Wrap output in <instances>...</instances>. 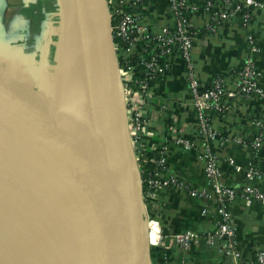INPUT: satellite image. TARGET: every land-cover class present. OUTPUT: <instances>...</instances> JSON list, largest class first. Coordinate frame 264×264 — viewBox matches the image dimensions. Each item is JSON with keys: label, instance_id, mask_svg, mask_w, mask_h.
Returning <instances> with one entry per match:
<instances>
[{"label": "water", "instance_id": "obj_1", "mask_svg": "<svg viewBox=\"0 0 264 264\" xmlns=\"http://www.w3.org/2000/svg\"><path fill=\"white\" fill-rule=\"evenodd\" d=\"M79 1L83 62L77 107L44 95L0 64V200L20 211L5 213L33 222L60 247L52 264H150L107 3ZM60 29L63 65L70 45L63 16ZM46 163L68 176L77 192L58 202Z\"/></svg>", "mask_w": 264, "mask_h": 264}, {"label": "crops", "instance_id": "obj_2", "mask_svg": "<svg viewBox=\"0 0 264 264\" xmlns=\"http://www.w3.org/2000/svg\"><path fill=\"white\" fill-rule=\"evenodd\" d=\"M239 1L245 6L243 0ZM51 2L0 0V64L37 88H41L44 76L53 70L60 58L61 29ZM220 3L221 0H214L212 10L215 11ZM141 12L143 22L156 30L167 21V0H145ZM250 12L247 25H242L241 16L236 15L218 22L215 32L206 28L207 14L189 13L192 61L202 91L211 87L216 78L228 84L234 80L247 57L248 36L260 48L251 56L257 66V79L264 88V6L251 8ZM169 63L166 74L150 84V94L145 100L150 122L144 127V132L132 134L130 145L135 158L140 152L158 153L161 146H166L171 172L197 187L209 188L198 148L184 150L173 142L174 136L183 134L199 144L195 134L194 98L186 77V65L176 54L169 57ZM207 114L219 134L212 148L218 155L224 183L238 192L246 185L257 186L264 192V173L252 179L246 176V168L253 159L250 149L233 140L234 137L251 138L259 131L264 133V127L254 123L257 120L264 122V99L238 96L228 100L223 114L212 110H207ZM131 127L129 122L128 130L131 131ZM263 161L261 152L255 165L262 168ZM161 198L158 220L166 234L192 230L203 236L214 229L217 214L204 199L185 197L177 190L162 192ZM206 205L209 213L201 214ZM230 209L232 222L237 226L236 247L243 260H251L258 251L264 250V205L254 201L246 206L237 195ZM167 264H234V260L225 252L206 248L202 242V247L188 252L171 250Z\"/></svg>", "mask_w": 264, "mask_h": 264}, {"label": "built area", "instance_id": "obj_3", "mask_svg": "<svg viewBox=\"0 0 264 264\" xmlns=\"http://www.w3.org/2000/svg\"><path fill=\"white\" fill-rule=\"evenodd\" d=\"M145 0H106L110 33L113 48L116 52L122 49L120 42L126 47L123 49L124 58L136 56L144 70V77L137 82L136 89L130 86L136 69L128 65L126 69L118 66V75L124 83V92L127 96L129 120L132 123L129 135H139L144 132V127L150 122V117L145 111V100L150 94L148 82L166 74L169 70V57L173 54L179 56L186 65V77L189 81V89L193 95V105L196 111L195 134L199 144L183 134L173 137L174 144L184 150L198 148V157L209 188L197 187L193 183L180 178L169 170L167 159V147L161 146L155 157L154 169L143 180L142 171L138 168L141 184V198L146 218V233L149 249L162 247L170 250L188 252L204 246L219 253L230 255L234 264H264V250H260L251 260H243L236 247L237 226L232 222L231 204L239 195L246 206L254 201L264 205V192L257 186L246 185L238 192L235 188L223 181V173L218 165V155L212 148V143L218 140L219 134L214 128L207 110L224 113L227 102L238 96H255L264 99V88L259 83L257 66L251 54L260 48L255 40L248 36V53L245 60L238 68L234 80L228 84L220 78L213 80L211 87L201 90L192 61L193 37L190 31L189 13L203 12L207 14L209 21L206 28L210 32L217 30V23L226 21L236 15H240L242 25H247L251 18V8L264 6V0H221V5L214 10V0H201L202 5L194 0H167V21L154 30L143 22L141 9ZM116 40V41H115ZM141 44V45H140ZM118 65V64H117ZM119 78V79H120ZM261 128L264 122H254ZM234 141L247 146L252 154V161L246 168V176L252 179L264 173V165L258 168L255 161L259 159L261 152L264 155V133L259 131L251 139L234 137ZM137 161V157H136ZM233 164L232 160H229ZM239 167V166H237ZM143 183L145 190H143ZM169 190H177L184 196L204 199L215 209V227L205 234L192 230L166 234L161 227L158 218L151 217L148 213V201L154 200L155 204L162 207L161 193ZM208 205L201 209V214H208ZM170 255L164 256L162 262H154L150 257V264H166Z\"/></svg>", "mask_w": 264, "mask_h": 264}, {"label": "bare ground", "instance_id": "obj_4", "mask_svg": "<svg viewBox=\"0 0 264 264\" xmlns=\"http://www.w3.org/2000/svg\"><path fill=\"white\" fill-rule=\"evenodd\" d=\"M66 5L69 12L71 74L73 82H76L77 78L79 79V89L75 97L69 95L64 102L59 95L57 101L77 107L82 92V7L79 0H66ZM67 72L69 74V69ZM69 77L71 79L70 74ZM1 162L0 158V165ZM46 174L52 193L58 202L65 199L68 194L77 192V188L70 178L53 164L46 163ZM1 200L3 203L0 202V264H52V260L59 259L61 256L60 247L45 237L34 223L17 222L13 216L5 213L3 210L8 209V207L5 206L4 202L8 201ZM9 208L13 209L16 207L10 203ZM7 233H10L11 236ZM37 234L40 235L41 239L36 237ZM43 243L52 244V253L48 252Z\"/></svg>", "mask_w": 264, "mask_h": 264}, {"label": "rangeland", "instance_id": "obj_5", "mask_svg": "<svg viewBox=\"0 0 264 264\" xmlns=\"http://www.w3.org/2000/svg\"><path fill=\"white\" fill-rule=\"evenodd\" d=\"M52 1L53 2H51V5L53 6V9L55 8L54 11H55V14L58 18L57 20L60 23V26H61L62 16H63V18L66 21V25L69 29V12H68V6L66 5V0H52ZM116 60H117V58H116ZM58 61L59 62L54 66L53 70L49 74H46L44 76V79L42 81L43 84H41L40 91L44 95H47L48 97H51V98H55L56 100H58V97L60 95V99L64 100V102H65L66 98L69 95H71V96L73 95L75 97L78 94V89H79V87H78L79 79L77 78L76 82H73V80H72V74H71L72 63H71V57H70V45H69L67 64H63L64 65L63 66L60 62V59ZM67 65H68L69 74L71 76V79H70L69 74L67 72V70H68ZM119 78H120V76H119ZM119 81H120V86H121V91H122V105H123L122 108L124 111V117H125V122L127 125V131H128V123L130 122L128 101H127V96L125 95V92H124V83L121 80V78L119 79ZM40 83H39V85H40ZM127 137H128L130 153H131V156L133 158V162L135 163L134 166L137 170V161H136V158H135V155L133 152V148L130 145L131 135H129V132L127 134ZM4 204L6 207L9 208L10 203L4 202ZM11 210L13 212L20 213V211L17 208H13ZM13 218L17 222H27V223L33 224V222L26 220V219H20V218H16V217H13ZM36 237H38V239H41L39 234H37ZM44 245H45L46 249L48 250V252L52 253V251H53L52 244L45 243Z\"/></svg>", "mask_w": 264, "mask_h": 264}, {"label": "trees", "instance_id": "obj_6", "mask_svg": "<svg viewBox=\"0 0 264 264\" xmlns=\"http://www.w3.org/2000/svg\"><path fill=\"white\" fill-rule=\"evenodd\" d=\"M197 4L202 5L201 0H194ZM116 41V40H115ZM120 49L116 52V58H117V64L120 68L126 69L128 65H133L136 67L134 74H133V80L130 82V86L134 89L137 87L138 80L142 79L144 77V70L143 67L140 65L139 58L136 56H132L131 58H124L123 49L126 47L122 42L119 43ZM168 71V70H167ZM166 71V72H167ZM152 82V81H151ZM151 82H148V86L150 87ZM253 137V136H252ZM251 137V138H252ZM248 138V139H251ZM157 151L152 152H140L137 155V166L142 171L141 178L144 180L148 174L154 169L155 166V156ZM264 162V161H263ZM264 165V163H263ZM143 190H145V184L143 183ZM148 201V213L151 217L158 218V211L160 209V206L155 204L154 200H147ZM150 257L154 262H162L164 256H168L171 253L170 249L162 248V247H151L149 249ZM167 264V263H166Z\"/></svg>", "mask_w": 264, "mask_h": 264}]
</instances>
